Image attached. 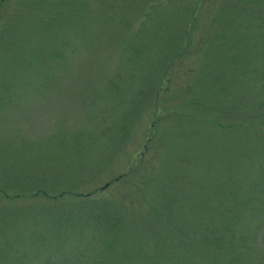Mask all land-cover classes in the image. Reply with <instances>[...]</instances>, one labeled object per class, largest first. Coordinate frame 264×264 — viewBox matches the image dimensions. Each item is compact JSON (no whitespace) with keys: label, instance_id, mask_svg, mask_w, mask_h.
Returning a JSON list of instances; mask_svg holds the SVG:
<instances>
[{"label":"rangeland","instance_id":"1","mask_svg":"<svg viewBox=\"0 0 264 264\" xmlns=\"http://www.w3.org/2000/svg\"><path fill=\"white\" fill-rule=\"evenodd\" d=\"M0 264H264V0H0Z\"/></svg>","mask_w":264,"mask_h":264},{"label":"trees","instance_id":"2","mask_svg":"<svg viewBox=\"0 0 264 264\" xmlns=\"http://www.w3.org/2000/svg\"><path fill=\"white\" fill-rule=\"evenodd\" d=\"M104 218V220L106 221H101L102 222V227H106L107 230H109V235L113 236L116 232V229H118V218L108 215V216H102ZM112 238V237H111ZM115 238V237H114ZM113 239V238H112Z\"/></svg>","mask_w":264,"mask_h":264},{"label":"water","instance_id":"3","mask_svg":"<svg viewBox=\"0 0 264 264\" xmlns=\"http://www.w3.org/2000/svg\"><path fill=\"white\" fill-rule=\"evenodd\" d=\"M108 185V183H106L104 186H107Z\"/></svg>","mask_w":264,"mask_h":264}]
</instances>
